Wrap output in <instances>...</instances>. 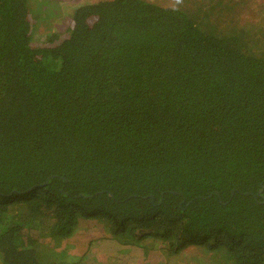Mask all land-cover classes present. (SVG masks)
Here are the masks:
<instances>
[{"label":"trees","instance_id":"obj_1","mask_svg":"<svg viewBox=\"0 0 264 264\" xmlns=\"http://www.w3.org/2000/svg\"><path fill=\"white\" fill-rule=\"evenodd\" d=\"M34 7L60 12L0 0V264H76V231L156 264L187 245L188 264H264V41L148 0L36 36Z\"/></svg>","mask_w":264,"mask_h":264},{"label":"rangeland","instance_id":"obj_2","mask_svg":"<svg viewBox=\"0 0 264 264\" xmlns=\"http://www.w3.org/2000/svg\"><path fill=\"white\" fill-rule=\"evenodd\" d=\"M30 4L33 0H29ZM58 6L60 12L56 8L44 12H37L34 7L32 15H36L32 19V30L36 36L48 35L55 33L58 36L64 34L68 24V19L72 9L80 3L95 2L98 0H52ZM156 4L168 7H178L189 12L198 8L204 10V21L210 13L214 19L213 29H218V34L226 35H244V31L252 30V35L255 38L264 41L261 37L260 28L264 29V0H148ZM34 3V2H33ZM260 27V28H258ZM260 37V38H259ZM88 223V226L86 224ZM79 226L92 227V222L82 220ZM83 235H86L84 230ZM76 236L69 238L66 245L70 257L75 260L76 264H156L163 261L161 254L155 250L152 251L150 257L144 258L141 254L136 255L132 251H123L125 247L120 249L115 247L111 241L107 242L101 239L100 242L92 243L89 249H86L84 244L80 245L78 238L79 233L75 232ZM82 235V236H83ZM47 239V238H46ZM47 240L42 241V245L47 244ZM62 245V246H63ZM68 245V246H67ZM45 246V245H44ZM61 246V247H62ZM193 245H187L185 250L187 255L183 254L179 260H175L177 264H188L194 261L191 260ZM60 247V248H61ZM59 248V249H60ZM56 250V255L60 250ZM83 253L85 257L82 258ZM87 255V257H86Z\"/></svg>","mask_w":264,"mask_h":264},{"label":"water","instance_id":"obj_3","mask_svg":"<svg viewBox=\"0 0 264 264\" xmlns=\"http://www.w3.org/2000/svg\"><path fill=\"white\" fill-rule=\"evenodd\" d=\"M258 193H259V191H258Z\"/></svg>","mask_w":264,"mask_h":264}]
</instances>
